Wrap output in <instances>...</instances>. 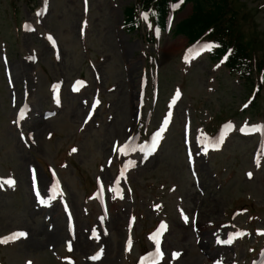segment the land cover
<instances>
[{
    "label": "rangeland",
    "instance_id": "1",
    "mask_svg": "<svg viewBox=\"0 0 264 264\" xmlns=\"http://www.w3.org/2000/svg\"><path fill=\"white\" fill-rule=\"evenodd\" d=\"M227 1L236 11L235 15L230 14L238 25L235 28L254 48L250 52L253 57L261 59L264 54V0ZM133 3L134 0H0V174H15L16 171L19 180L14 194L0 193V235L16 228L27 229L32 239L41 243L39 249L28 245L29 242L13 250L2 248L0 255L5 264H22L29 258L37 264H55L47 246L59 249L66 238L64 219L54 211L56 222L53 224L60 231L53 235L52 240L45 239L50 235L51 225L42 221L41 212L38 214L33 210L26 165L34 163L38 180L45 185L48 177L46 165H56L63 158L66 148L78 145L79 153L74 156V161L59 175L79 226L84 222L80 220L79 211L83 193L91 189L93 177L97 174L96 166L103 164L108 156L112 140L123 139L128 133L127 128L131 126L135 114L139 74L147 54V46L142 42L140 33L128 34L123 27V11ZM190 13L191 4L188 3L182 12L176 14L175 21L185 19ZM25 23H30L34 30H24ZM47 37L57 42L56 59L45 44ZM186 45V39L173 33L160 39L156 48L159 54L160 101L166 99L173 85L182 82L185 93L182 104H192L202 110L196 123L207 120L209 116L218 121L236 117L240 104L244 101V105L246 99L249 104L250 90L236 78L228 77L222 66L212 64L206 58L185 67L182 73L179 56ZM96 70L100 74L101 85L92 78H97ZM77 77L97 83L100 91L102 88L103 98L114 117L112 123L105 122L104 115L91 123L85 132L77 133L84 110L80 108L79 98L68 93V83ZM58 78L68 82L63 90L61 113L43 124L29 122L30 127L34 125L35 145L27 149L12 131L9 122L14 119V111L23 104L24 94L30 93L34 114L50 108L49 83ZM111 86L115 89L107 93L105 90ZM210 86L214 92L206 93V88ZM252 105L256 114L248 111L235 118L238 123L243 116L252 121L262 119L264 89ZM177 130L175 126L159 156L139 174L138 182L141 183H138L137 191L141 197H149L153 192L150 186L155 183L187 180L180 149L181 137L177 136ZM47 132L54 134L51 140L46 139ZM256 141L253 137L234 135L227 141L222 155L214 157L215 161L227 158L212 168L221 174L222 179L227 173H235L233 179L222 184L219 191L207 193L201 206L202 215L206 218H215L222 211L240 204L245 194H250L261 207L249 203L241 206H250L260 215L264 214V165L250 184L239 183L238 174L239 170L242 172L250 168V152L255 148ZM224 168L227 172H222ZM201 174L207 180L203 167ZM122 210L113 211L115 221L110 222L112 236L108 241L113 250L103 264H117L116 256L123 239L122 233L116 238L117 229H122L124 224L122 215H119ZM79 252L78 248L75 251L78 258L81 257ZM181 264L188 263L184 261Z\"/></svg>",
    "mask_w": 264,
    "mask_h": 264
},
{
    "label": "trees",
    "instance_id": "2",
    "mask_svg": "<svg viewBox=\"0 0 264 264\" xmlns=\"http://www.w3.org/2000/svg\"><path fill=\"white\" fill-rule=\"evenodd\" d=\"M151 1V0H149ZM193 3V6L195 8L193 14L186 19L185 21H182L179 29H183V32L185 34H190L191 36H197L200 37L201 34H203L204 31L208 30L209 28H212V26L217 27L216 25H213L217 21L215 20V16L217 15V11L219 9L218 7V0H191ZM129 15V14H128ZM212 33V32H211ZM211 37L213 39L217 40V37L214 33L211 34ZM229 42L235 43V46L237 47V50L239 53L247 57V49L246 45H243L242 38L239 36H234L232 40L226 39Z\"/></svg>",
    "mask_w": 264,
    "mask_h": 264
},
{
    "label": "snow or ice",
    "instance_id": "3",
    "mask_svg": "<svg viewBox=\"0 0 264 264\" xmlns=\"http://www.w3.org/2000/svg\"><path fill=\"white\" fill-rule=\"evenodd\" d=\"M181 2H182V0H181ZM179 5L178 4H174V5H172V7L173 8H175V7H178ZM147 13H142L141 14V16H142V18L143 19H145V20H147ZM49 39H51V37H49ZM207 47V46H206ZM78 83H80V82H78ZM98 103V102H97ZM156 136H159V132L158 133H156L155 134ZM73 151H75V149H73ZM124 151H126V148H121V152H124ZM250 175V174H249ZM4 183H7V184H9V185H12V184H14V181L13 180H11V179H7V180H5V181H3ZM164 227V225L162 224L161 225V228H163ZM25 234L24 233H16V234H12V237L11 238H13V239H15V238H17V237H19V236H24ZM0 242H6V241H4L3 239H0ZM228 242H230V241H228ZM70 250V249H69ZM155 255L156 256H160L161 255V253H160V251H159V248H157V251H156V253H155ZM94 259L96 258V257H93Z\"/></svg>",
    "mask_w": 264,
    "mask_h": 264
}]
</instances>
